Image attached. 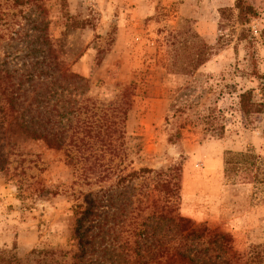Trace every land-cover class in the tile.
Instances as JSON below:
<instances>
[{
    "label": "rangeland",
    "instance_id": "1",
    "mask_svg": "<svg viewBox=\"0 0 264 264\" xmlns=\"http://www.w3.org/2000/svg\"><path fill=\"white\" fill-rule=\"evenodd\" d=\"M250 2L244 27L236 0H0L1 75L58 64L89 82L65 89V117L54 104L58 130L97 107L124 136L120 156L72 163L17 128L0 86V264H76L92 203L98 264H264V113L242 116L238 99L264 74V0ZM227 152L252 156L229 178ZM95 163L120 167L101 180L83 172Z\"/></svg>",
    "mask_w": 264,
    "mask_h": 264
},
{
    "label": "trees",
    "instance_id": "2",
    "mask_svg": "<svg viewBox=\"0 0 264 264\" xmlns=\"http://www.w3.org/2000/svg\"><path fill=\"white\" fill-rule=\"evenodd\" d=\"M235 10L238 12L236 22L240 26H247L253 18L258 16V9L250 0H236ZM230 13H232V10L222 11L223 19L232 20L230 19ZM249 31V29L243 28L240 33V40L247 39ZM46 59L47 55H45L41 61L45 62ZM4 73L5 74L2 76L0 72V86L4 89L3 95H5L6 100L10 102L12 109L18 111V113L22 111L15 120V124L21 132L33 139L43 140L51 148L64 151L66 156L72 160V163H76L73 161L77 158L78 154L88 153L87 158H100L99 156H105L106 153H110L115 157L122 154V150L119 149L118 146L119 144H123L121 140L124 136L119 133V124L107 118L108 116L103 112V115L101 112H96L100 111V108H85V115H88L87 120L84 122V124H86L85 129L78 130L72 127L71 124L68 125L70 119L66 118V121L64 120L65 122H61L63 123V127H61L62 130H58L60 121L58 122L55 120V114L53 113L54 104H56V102L58 104V102L63 100L64 105L62 108L65 110H63V115H61L65 117L68 112V104L70 103V99H64V97H66L65 89L68 90V88L72 87L74 90H77L76 95H80V88H83L82 92H84V89L88 87L89 82L87 79L70 73L68 70H62L58 64L55 68L49 67L48 69L37 68L33 65L19 76L18 83L14 81L17 77L15 74L9 71ZM256 75L261 81L259 88L260 93L258 96L256 94V89L246 90L241 92L238 96L240 114L247 118L255 114L264 113V74L256 73ZM28 81H32L33 84L27 89H24ZM41 82V86H38L37 83ZM15 87H17V89H14ZM60 87H62L63 91H60ZM31 88L35 92L32 91L34 95L26 107L25 101L28 97V90ZM36 88L39 91L35 90ZM70 94L72 93L68 92V95ZM59 108L60 107H57V113L60 112ZM74 112L75 114L79 113V110H74ZM97 147H102V149ZM251 157L252 156L249 154H234L227 152L225 159L226 178L230 177V174L236 170V167H244ZM119 167L118 165H101L95 163L90 166H84L82 169H84L83 172L90 173L89 175L94 174L99 179L103 180L108 178L110 174L119 169ZM93 207L94 203H92V208H89V211L85 212L84 218L77 220V226L74 229V237L78 242L79 248L76 264H98V260L93 259L92 254H90L91 247L95 246V235L91 233L93 232L92 226L94 221L91 220L88 226L85 224V217H89L88 215L90 213L94 214V211H92ZM179 220L185 221L182 218ZM182 230L185 231L184 229ZM189 234L194 235L193 237L195 238L201 237L199 231L196 229L191 230ZM222 236L224 240L228 238L226 234H222ZM183 261H185V264H199V262L186 256L183 258ZM140 264H149V262L145 261ZM200 264L209 263L202 261ZM226 264H233V261H227Z\"/></svg>",
    "mask_w": 264,
    "mask_h": 264
}]
</instances>
